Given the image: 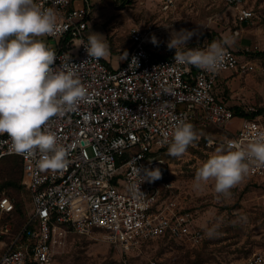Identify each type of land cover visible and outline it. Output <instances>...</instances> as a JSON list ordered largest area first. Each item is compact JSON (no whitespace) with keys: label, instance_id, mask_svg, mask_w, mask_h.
Segmentation results:
<instances>
[{"label":"built area","instance_id":"obj_1","mask_svg":"<svg viewBox=\"0 0 264 264\" xmlns=\"http://www.w3.org/2000/svg\"><path fill=\"white\" fill-rule=\"evenodd\" d=\"M163 1L168 10L176 0ZM220 1L233 10L240 26L260 19L249 0ZM36 3L57 10V34L46 36L57 42L54 47L47 45L57 56L53 67L61 63L77 65L74 70L87 90V98L73 111L48 122L58 144L66 149V168L41 169L38 155L25 157L9 152V138L0 136V160L7 156L23 160L25 184L32 200L24 222L15 228L16 204L10 196H0V264H51L69 235L97 231L124 248L166 237L200 243L203 236L195 228L194 213L173 194L168 145L161 143L163 134L171 131L177 118L194 128L215 126L227 132L223 147L229 140L246 147L258 133H264L263 115L238 117L218 95V85L225 75L242 72L264 78V34L261 47L247 49L246 60L228 47L224 68L212 75L176 63V50H169V41L155 31L132 27V46L126 61L113 68L104 58L89 60L83 47L92 13L90 0ZM260 24L264 30V19ZM152 35L157 44L151 42ZM205 47L182 46L179 50ZM234 117L240 118L241 124L229 131L227 126ZM214 144L212 140L207 143ZM141 166L159 168L162 177L142 183L140 191L144 195L134 196L131 177ZM241 183L264 189V166H252ZM152 264L170 263L158 260ZM244 264H264V248Z\"/></svg>","mask_w":264,"mask_h":264},{"label":"rangeland","instance_id":"obj_2","mask_svg":"<svg viewBox=\"0 0 264 264\" xmlns=\"http://www.w3.org/2000/svg\"><path fill=\"white\" fill-rule=\"evenodd\" d=\"M92 13L88 19L86 38L92 32L103 35L109 46V55L124 61L130 52L132 27L155 31V35L169 41L173 30L186 29L198 34L186 46H207L227 36L234 39L231 49L239 52L244 60L247 49L261 47L264 34L260 22L264 19V0H249L259 16L254 24L238 25L233 10L220 0H176L175 5L164 9L163 0H90ZM239 34H236V31ZM49 46L55 40L41 37ZM228 81V83H226ZM220 96L229 107L250 111L264 108V78L257 74L235 73L222 79L218 85ZM241 120L233 118L229 131H235ZM199 139L194 141L180 157H166L171 169L173 194L180 203L195 215V228L201 231L202 241L193 244L186 239L166 237L149 240L140 247L124 248L112 243L105 233L69 235L66 246L58 250L51 264H152L164 261L170 264H244L255 252L264 248V189L251 183H240L231 189V196L217 197L214 182L209 181L202 191L193 187L197 169L229 135L215 127L195 128ZM215 144L208 146L209 141ZM15 157L0 161V196H11L26 212L32 207L26 185L16 189L2 173L16 165ZM218 225L220 235L209 239L207 228Z\"/></svg>","mask_w":264,"mask_h":264},{"label":"clouds","instance_id":"obj_3","mask_svg":"<svg viewBox=\"0 0 264 264\" xmlns=\"http://www.w3.org/2000/svg\"><path fill=\"white\" fill-rule=\"evenodd\" d=\"M57 21L55 7L44 8L36 0H0V136L6 134L9 138V152L25 157L38 155L37 166L45 170L68 165L66 149L58 144L48 122L73 111L87 98V90L74 70L78 66L61 63L54 68L56 53L38 39L55 36ZM197 34L186 29L173 30L167 47L176 50V63L215 75L224 68L227 49L234 39L225 36L203 49L179 50ZM103 37L95 32L88 36L83 47L89 60L98 61L109 55ZM151 42L158 43L155 35ZM197 139L194 125L177 118L171 131L164 132L161 143L168 145L169 156L180 158ZM252 166H264V133H258L246 147L229 140L226 147L217 148L197 169L193 187L202 191L212 181L217 197L228 198L231 189L248 176ZM161 177L159 168H135L131 177L133 195H144L140 185ZM217 228L218 225L207 228L205 237H218Z\"/></svg>","mask_w":264,"mask_h":264},{"label":"trees","instance_id":"obj_4","mask_svg":"<svg viewBox=\"0 0 264 264\" xmlns=\"http://www.w3.org/2000/svg\"><path fill=\"white\" fill-rule=\"evenodd\" d=\"M231 109L234 111V114L238 117L253 118L256 115L264 116V108L258 110L257 113H252V114H250L247 110H243L238 107H231ZM12 157L17 158L18 163L16 165H12L11 167H8L7 169L3 171L2 173L3 177L9 180V181H5L4 183L6 185H11L12 187L16 189H21L22 188L21 183L25 184L23 160L19 156H7V157L2 158L0 161L7 159V158H12ZM14 215H15V219H14L15 228H18L24 222V219L26 216V210H24L21 206H19L16 203V210L14 212ZM5 220H9V218L6 217Z\"/></svg>","mask_w":264,"mask_h":264},{"label":"crops","instance_id":"obj_5","mask_svg":"<svg viewBox=\"0 0 264 264\" xmlns=\"http://www.w3.org/2000/svg\"><path fill=\"white\" fill-rule=\"evenodd\" d=\"M126 58H127V57H126ZM126 58L124 59V61L119 62V61L116 59V56L114 55V56H111V57H107V56H106V57H104V60H105V61H106L111 67H113V68H119V67H121V66L125 63ZM229 76H230V75H225L223 79H227V78H229ZM226 83H228V81H227ZM218 95H219L220 98L223 99V97L220 96V92H219V90H218ZM239 119H240V118H239Z\"/></svg>","mask_w":264,"mask_h":264}]
</instances>
